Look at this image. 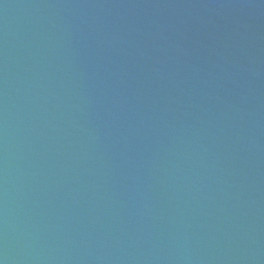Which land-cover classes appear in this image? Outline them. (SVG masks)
Wrapping results in <instances>:
<instances>
[{"label": "water", "instance_id": "obj_1", "mask_svg": "<svg viewBox=\"0 0 264 264\" xmlns=\"http://www.w3.org/2000/svg\"><path fill=\"white\" fill-rule=\"evenodd\" d=\"M0 264H264V0H0Z\"/></svg>", "mask_w": 264, "mask_h": 264}]
</instances>
